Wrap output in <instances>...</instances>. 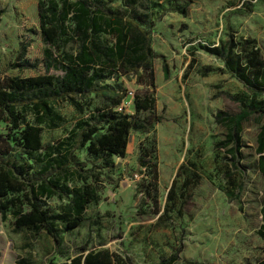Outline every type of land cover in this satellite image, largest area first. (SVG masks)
I'll return each instance as SVG.
<instances>
[{"label": "rangeland", "instance_id": "obj_1", "mask_svg": "<svg viewBox=\"0 0 264 264\" xmlns=\"http://www.w3.org/2000/svg\"><path fill=\"white\" fill-rule=\"evenodd\" d=\"M39 1L0 0V77L45 73L42 60L47 46L39 33ZM170 2L186 5V15L171 10ZM163 4L168 9L157 14L151 32L155 112L161 120L148 133L132 131L125 156H114L112 169L94 170L97 180L88 182L97 186L100 200L87 205L81 224L62 234L59 247L44 232H14L11 214L6 219L0 214V264L59 262L85 245L107 248L130 264H160L172 255L176 258L171 264H258L264 257V241L258 234L264 179L255 151L264 115L253 114L242 123L237 152L230 151L232 143L220 145L227 138L228 118L240 111L234 97L249 98L252 91L224 70L221 58L202 48L233 39L236 52L248 43L264 62V0ZM112 6H121V1ZM20 41L29 44L26 55L38 62L36 69L10 68ZM71 49L70 44L65 47ZM48 73L62 75L55 68ZM120 80L129 92L123 110L134 114L133 93L145 87L135 83L134 76ZM263 97L264 93L259 96ZM54 109L63 121L56 128L42 126L44 142L52 139L56 145L82 115L63 99L54 103ZM27 118L32 120L31 113ZM151 139L158 160V208L137 192L139 181L148 178L138 165L139 146ZM74 155L90 166L82 148H75ZM69 184L82 181L72 177ZM170 187L173 194L168 197ZM66 202L49 200L52 207Z\"/></svg>", "mask_w": 264, "mask_h": 264}, {"label": "trees", "instance_id": "obj_2", "mask_svg": "<svg viewBox=\"0 0 264 264\" xmlns=\"http://www.w3.org/2000/svg\"><path fill=\"white\" fill-rule=\"evenodd\" d=\"M40 0L37 3L39 33L47 46L43 50L45 73L21 77H0V214L13 217L12 230H29L50 236L56 246L62 234L78 227L87 205L100 200L98 188L88 179L97 177L96 168L112 169L113 157H124L132 131L148 133L161 120L156 114L155 73L151 32L157 14L164 13L163 1L170 0ZM171 10L186 15V5L170 2ZM158 18V17H157ZM157 20V19H156ZM34 33V30H31ZM247 43V42H246ZM72 45L71 50L65 47ZM28 43L19 42L10 68L36 69L37 61L28 58ZM247 43L236 52L233 39L220 46H202L223 60L224 70L252 91L251 97L235 96L240 111L229 117L227 138L220 145H240L242 123L253 114L264 115V62ZM250 53V54H247ZM52 68L62 75L48 73ZM167 74V67L164 66ZM145 88L133 93L134 114L122 105L129 94L120 77ZM113 83H107V80ZM69 102L82 117L69 134L54 145L44 142L43 126L56 128L63 121L54 103ZM80 99V100H78ZM96 102V103H94ZM31 113L32 120L27 114ZM224 112H220V114ZM220 117V115H219ZM82 148L87 162L74 155ZM257 168L264 179V123L256 137ZM138 165L144 175L137 186L142 199L158 208L159 170L154 139L140 143ZM82 181L70 185L69 180ZM173 194L169 188L168 197ZM67 199L52 207L49 200ZM258 234L264 241V195ZM176 255L160 264H171ZM48 264H130L107 248H78L73 256ZM258 264H264V257Z\"/></svg>", "mask_w": 264, "mask_h": 264}, {"label": "built area", "instance_id": "obj_3", "mask_svg": "<svg viewBox=\"0 0 264 264\" xmlns=\"http://www.w3.org/2000/svg\"><path fill=\"white\" fill-rule=\"evenodd\" d=\"M123 106H124V102H122V105L118 107V109L121 110L122 108H124Z\"/></svg>", "mask_w": 264, "mask_h": 264}, {"label": "crops", "instance_id": "obj_4", "mask_svg": "<svg viewBox=\"0 0 264 264\" xmlns=\"http://www.w3.org/2000/svg\"><path fill=\"white\" fill-rule=\"evenodd\" d=\"M123 102H124V100H123Z\"/></svg>", "mask_w": 264, "mask_h": 264}]
</instances>
